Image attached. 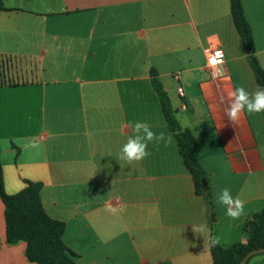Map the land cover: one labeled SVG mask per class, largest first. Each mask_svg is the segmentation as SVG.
Wrapping results in <instances>:
<instances>
[{
    "label": "crops",
    "instance_id": "obj_1",
    "mask_svg": "<svg viewBox=\"0 0 264 264\" xmlns=\"http://www.w3.org/2000/svg\"><path fill=\"white\" fill-rule=\"evenodd\" d=\"M3 1L5 188L14 195L26 181L43 184L44 209L66 223L64 241L77 264H213L203 235L220 237L224 249L248 242L246 225L264 209V112L235 124L224 115L231 91L259 86L230 0ZM241 1L264 69V0ZM207 48L224 52L222 77L213 79ZM152 70L193 135L211 207L196 194ZM138 121L172 141L149 143L150 155L129 164L121 148ZM225 188L244 201L238 220L217 201ZM193 224L205 227L203 235ZM26 249L7 242L0 198V264H37ZM248 264H264V256Z\"/></svg>",
    "mask_w": 264,
    "mask_h": 264
},
{
    "label": "trees",
    "instance_id": "obj_2",
    "mask_svg": "<svg viewBox=\"0 0 264 264\" xmlns=\"http://www.w3.org/2000/svg\"><path fill=\"white\" fill-rule=\"evenodd\" d=\"M230 5L235 28L245 49L251 52L249 59L256 81L260 87H264V69L256 57L253 29L245 16L242 1L230 0ZM0 11H7L3 0H0ZM151 77L165 120L177 142L179 154L192 176L196 194L205 197L211 207L210 183L204 168L195 157L193 135L190 130L181 128L169 95L155 70H152ZM25 184L20 192L14 195L7 193L0 150V198L5 205L7 242H25L27 258L37 264H77L75 254L64 241L66 223L51 218L44 209L41 200L43 184L31 181H26ZM245 230L249 236L246 244L238 243L228 249L220 245L210 247L213 264H240L249 252L264 249V209L254 216Z\"/></svg>",
    "mask_w": 264,
    "mask_h": 264
},
{
    "label": "clouds",
    "instance_id": "obj_3",
    "mask_svg": "<svg viewBox=\"0 0 264 264\" xmlns=\"http://www.w3.org/2000/svg\"><path fill=\"white\" fill-rule=\"evenodd\" d=\"M207 57V67L211 71L213 79L222 77L224 75V53L221 49L210 52L205 50ZM229 99L224 107V115L227 119L235 124L244 114H255L264 112V87L257 86L254 91L247 90L244 86H238L229 94ZM220 103L224 104V98H220ZM133 131L134 136H130L127 142L121 148L120 159L127 161L129 164L132 162L142 161L147 158L150 153L148 151L149 143L159 144L161 142L167 147L171 141L172 136H165V133H155L150 125L146 122L138 121L135 123ZM218 203L226 208V215L233 219L238 220L245 215L244 201L238 196L233 197L230 190L222 189L217 197ZM206 211V209H205ZM193 231L197 235H203L205 227L203 225H194ZM204 248L215 247L220 244V237L206 238L204 235ZM195 246V245H194Z\"/></svg>",
    "mask_w": 264,
    "mask_h": 264
},
{
    "label": "water",
    "instance_id": "obj_4",
    "mask_svg": "<svg viewBox=\"0 0 264 264\" xmlns=\"http://www.w3.org/2000/svg\"><path fill=\"white\" fill-rule=\"evenodd\" d=\"M249 54H251L250 51H249ZM262 253H264V249L251 251L243 258L240 264H248L251 257L258 255V254H262Z\"/></svg>",
    "mask_w": 264,
    "mask_h": 264
},
{
    "label": "built area",
    "instance_id": "obj_5",
    "mask_svg": "<svg viewBox=\"0 0 264 264\" xmlns=\"http://www.w3.org/2000/svg\"><path fill=\"white\" fill-rule=\"evenodd\" d=\"M218 48H207L206 50L210 51V52H215V50H217ZM224 53V52H223ZM206 65H207V57H206ZM209 68V67H208ZM178 79V77H176ZM178 93L181 97L185 96V92L183 90V88H179L178 89Z\"/></svg>",
    "mask_w": 264,
    "mask_h": 264
},
{
    "label": "rangeland",
    "instance_id": "obj_6",
    "mask_svg": "<svg viewBox=\"0 0 264 264\" xmlns=\"http://www.w3.org/2000/svg\"><path fill=\"white\" fill-rule=\"evenodd\" d=\"M246 53H247V54H249V51H248V50H246ZM249 55H250V54H249ZM175 114H176V112H175ZM176 117H177V116H176ZM261 256H264V255H261Z\"/></svg>",
    "mask_w": 264,
    "mask_h": 264
}]
</instances>
